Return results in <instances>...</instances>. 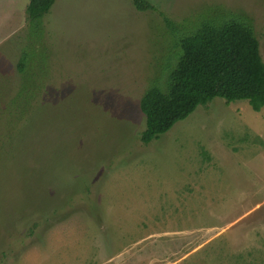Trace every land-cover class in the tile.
<instances>
[{"label": "rangeland", "instance_id": "rangeland-1", "mask_svg": "<svg viewBox=\"0 0 264 264\" xmlns=\"http://www.w3.org/2000/svg\"><path fill=\"white\" fill-rule=\"evenodd\" d=\"M27 1L0 44V264H264V108L215 97L139 139L163 15L249 17L264 61V0H55L41 25Z\"/></svg>", "mask_w": 264, "mask_h": 264}, {"label": "trees", "instance_id": "trees-1", "mask_svg": "<svg viewBox=\"0 0 264 264\" xmlns=\"http://www.w3.org/2000/svg\"><path fill=\"white\" fill-rule=\"evenodd\" d=\"M131 1L139 11L158 10L148 0ZM54 2L28 0L25 22L41 25ZM163 18L174 36L176 28L182 32L172 41L160 73L140 97L139 108L145 117L139 136L142 144L158 139L215 97L227 103L246 100L254 111L264 108V61L249 17L213 13L185 27ZM28 59L23 50L16 63L18 72L25 71Z\"/></svg>", "mask_w": 264, "mask_h": 264}, {"label": "crops", "instance_id": "crops-1", "mask_svg": "<svg viewBox=\"0 0 264 264\" xmlns=\"http://www.w3.org/2000/svg\"><path fill=\"white\" fill-rule=\"evenodd\" d=\"M7 1L8 0H0V44H2V42L5 39L7 40V38H8L7 36H9L8 28H7L8 21L11 22V19H12L11 17L15 14L13 11H11L12 15L8 14L9 6L7 5ZM11 1H13L14 4H16L15 2H18L19 0H11ZM25 4H27V3H25ZM24 7H25V5L21 9V17H22V20L24 19V21H25L24 12H23L24 11ZM1 20H2V22H1ZM4 24L6 26H4ZM2 27H4V30H1Z\"/></svg>", "mask_w": 264, "mask_h": 264}]
</instances>
